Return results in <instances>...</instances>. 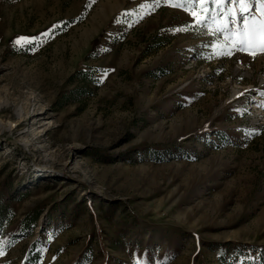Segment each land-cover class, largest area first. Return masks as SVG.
<instances>
[{
	"label": "rangeland",
	"instance_id": "obj_1",
	"mask_svg": "<svg viewBox=\"0 0 264 264\" xmlns=\"http://www.w3.org/2000/svg\"><path fill=\"white\" fill-rule=\"evenodd\" d=\"M142 2L0 0V264H251L264 246V51L237 43L264 4L125 15Z\"/></svg>",
	"mask_w": 264,
	"mask_h": 264
},
{
	"label": "snow or ice",
	"instance_id": "obj_2",
	"mask_svg": "<svg viewBox=\"0 0 264 264\" xmlns=\"http://www.w3.org/2000/svg\"><path fill=\"white\" fill-rule=\"evenodd\" d=\"M160 0H151V3L148 2V0H145V2L140 3L137 7L141 10L139 12H133V10H129L128 13H125V15L128 14H134L138 15L141 18L147 14L145 9L151 7V4H158ZM166 3L171 2V0H165ZM210 0H182L180 3H171L172 7H181L185 12H188L193 18L195 22H200L204 17L200 15L197 11H192L193 7L199 6L200 11H208L206 7H204L206 4H208ZM224 0H214V3L217 6L222 5ZM236 2L239 4V7L241 11H246L248 4L247 0H236ZM261 3L264 4V0H261ZM57 27V25H53L52 28ZM174 30H182V29H174ZM51 29L40 33L38 36H32V37H18L14 43H19L23 41L24 43H34L39 42L40 40L46 38L50 35ZM242 36V39L240 41H237V43H240L242 46L245 47V50L249 49H259L261 51H264V18L260 21V26L257 29L255 25L249 26L247 21H245V28L242 33H240ZM249 55H255L254 51H249ZM3 253L0 252V255ZM139 264V262H137Z\"/></svg>",
	"mask_w": 264,
	"mask_h": 264
},
{
	"label": "trees",
	"instance_id": "obj_3",
	"mask_svg": "<svg viewBox=\"0 0 264 264\" xmlns=\"http://www.w3.org/2000/svg\"><path fill=\"white\" fill-rule=\"evenodd\" d=\"M67 22H69V21H67ZM62 97H64V96H62ZM35 222H36V220H35L34 217L29 219V220H27V218H24V220L21 221V224L24 225V226H22L21 230L22 229L23 230L24 229H29L30 223L34 224ZM229 245H231V243H229V242H224V243H219L218 244V247H222V250H223L222 254L218 255L220 257L221 261H225L224 253L229 249L228 248ZM236 249H238V252H240L241 248H236ZM251 250H252L251 251L252 255H256V256H253L251 264H264V246L261 247V248L252 247ZM238 255H240V253ZM36 259H38V255L37 254H35L33 261L36 260ZM242 263L243 264H250V262H248V260H244ZM25 264H27V263H25ZM29 264H31V263H29ZM194 264H198V263H194Z\"/></svg>",
	"mask_w": 264,
	"mask_h": 264
}]
</instances>
